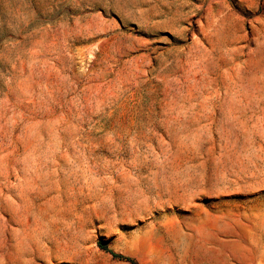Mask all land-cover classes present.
Instances as JSON below:
<instances>
[{"label":"rangeland","instance_id":"374dc122","mask_svg":"<svg viewBox=\"0 0 264 264\" xmlns=\"http://www.w3.org/2000/svg\"><path fill=\"white\" fill-rule=\"evenodd\" d=\"M264 264V0H0V264Z\"/></svg>","mask_w":264,"mask_h":264},{"label":"trees","instance_id":"16d2710c","mask_svg":"<svg viewBox=\"0 0 264 264\" xmlns=\"http://www.w3.org/2000/svg\"><path fill=\"white\" fill-rule=\"evenodd\" d=\"M98 247L101 250L106 251L107 253L111 254V256L113 258H115V259H118V260H121V261H125V262H128L130 264H134L133 260H131L130 258L121 256V255H118V254H114L113 252H111L110 250H108L106 244H104V243H98Z\"/></svg>","mask_w":264,"mask_h":264}]
</instances>
